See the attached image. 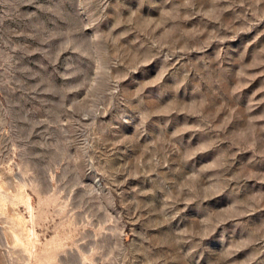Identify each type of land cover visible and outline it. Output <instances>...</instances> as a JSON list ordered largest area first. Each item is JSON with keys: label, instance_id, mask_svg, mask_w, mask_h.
Instances as JSON below:
<instances>
[{"label": "rangeland", "instance_id": "obj_1", "mask_svg": "<svg viewBox=\"0 0 264 264\" xmlns=\"http://www.w3.org/2000/svg\"><path fill=\"white\" fill-rule=\"evenodd\" d=\"M0 264H264V0H0Z\"/></svg>", "mask_w": 264, "mask_h": 264}]
</instances>
